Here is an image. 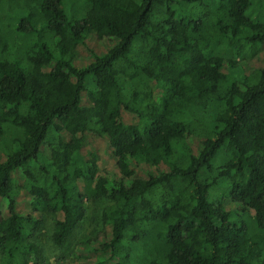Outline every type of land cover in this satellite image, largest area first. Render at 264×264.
I'll use <instances>...</instances> for the list:
<instances>
[{
    "label": "trees",
    "instance_id": "obj_1",
    "mask_svg": "<svg viewBox=\"0 0 264 264\" xmlns=\"http://www.w3.org/2000/svg\"><path fill=\"white\" fill-rule=\"evenodd\" d=\"M80 1L0 0V264H264V0Z\"/></svg>",
    "mask_w": 264,
    "mask_h": 264
},
{
    "label": "rangeland",
    "instance_id": "obj_2",
    "mask_svg": "<svg viewBox=\"0 0 264 264\" xmlns=\"http://www.w3.org/2000/svg\"><path fill=\"white\" fill-rule=\"evenodd\" d=\"M35 1L36 0H15L14 5L17 9L23 11H28L30 9L35 10ZM63 9L67 16L77 19L83 12L84 4H82L80 0H65ZM261 17L264 18V14ZM19 40H21V38H19ZM98 50L100 52L103 51L102 48H99ZM82 58H84L82 52H79L78 55L75 56L64 57L65 60L71 61L76 66H81L80 63L83 60ZM105 205L106 202L102 199L97 201H86L83 204L85 210L83 219L61 248L54 246L50 239L52 232V216L43 214L40 228L34 236L37 245L41 249L40 262L42 264H73L74 261L86 260L87 255L76 250L75 246L91 239L95 232L100 230L101 225L99 216ZM29 260L31 263L34 262L32 256L29 257Z\"/></svg>",
    "mask_w": 264,
    "mask_h": 264
}]
</instances>
